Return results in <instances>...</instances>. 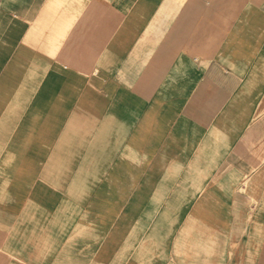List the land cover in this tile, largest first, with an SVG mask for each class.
Wrapping results in <instances>:
<instances>
[{
  "label": "crops",
  "instance_id": "0c3cea01",
  "mask_svg": "<svg viewBox=\"0 0 264 264\" xmlns=\"http://www.w3.org/2000/svg\"><path fill=\"white\" fill-rule=\"evenodd\" d=\"M0 264H264V0H0Z\"/></svg>",
  "mask_w": 264,
  "mask_h": 264
},
{
  "label": "bare ground",
  "instance_id": "6f19581e",
  "mask_svg": "<svg viewBox=\"0 0 264 264\" xmlns=\"http://www.w3.org/2000/svg\"><path fill=\"white\" fill-rule=\"evenodd\" d=\"M55 71V70H54ZM58 73V72H57ZM79 78V77H78ZM57 82V81H56ZM70 83V82H69ZM76 85V84H75ZM75 85H74V87H75ZM81 89V88H80ZM80 89H79V91H80ZM77 92V91H76ZM64 103V102H63ZM66 103V102H65ZM64 103V104H65ZM68 112V111H67ZM33 139V138H32ZM21 142V141H20ZM28 142V141H27ZM20 145V144H19ZM26 147V146H25ZM33 147V146H32ZM22 148V147H21ZM19 149V148H18ZM25 149V148H24ZM21 150V149H20ZM30 151V150H29ZM23 154V153H22ZM29 159V158H28ZM40 160V159H39ZM21 161V160H20ZM18 163V162H17ZM196 163V162H195ZM16 165V164H15ZM42 166V165H41ZM15 167V166H14ZM38 170L40 169V168H37ZM21 173H23V172H21ZM16 175H18V174H16ZM22 178V177H21ZM30 178V177H29ZM31 179V178H30ZM16 180V179H15ZM28 187V186H27ZM17 201V200H16ZM14 203V202H13ZM13 205V204H12Z\"/></svg>",
  "mask_w": 264,
  "mask_h": 264
}]
</instances>
